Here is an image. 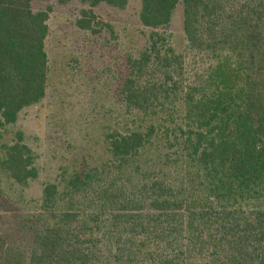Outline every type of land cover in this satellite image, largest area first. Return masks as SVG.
<instances>
[{"label": "trees", "instance_id": "obj_1", "mask_svg": "<svg viewBox=\"0 0 264 264\" xmlns=\"http://www.w3.org/2000/svg\"><path fill=\"white\" fill-rule=\"evenodd\" d=\"M32 1L0 0V131L47 95L52 10ZM180 3L188 47L215 61L189 86L171 44ZM140 20L152 33L119 93L135 127L106 134L101 165L63 167L32 201L24 132L0 146V180L25 206L0 217V264H264V0H142ZM77 26L100 23L85 10Z\"/></svg>", "mask_w": 264, "mask_h": 264}, {"label": "rangeland", "instance_id": "obj_2", "mask_svg": "<svg viewBox=\"0 0 264 264\" xmlns=\"http://www.w3.org/2000/svg\"><path fill=\"white\" fill-rule=\"evenodd\" d=\"M32 6L35 13L52 10L46 42L47 95L40 104L23 110L17 124L0 131V146L12 144L16 133L24 132L40 171L26 197L39 201L44 185L55 182L63 167L74 170L85 164L101 165L108 157L106 134L126 133L135 127L136 118L126 113L119 93L128 60L146 48L152 30L141 23L142 0H129L124 10L106 4L91 7L77 0L67 4L33 0ZM85 10L96 14L98 33L77 26ZM170 33L172 47L182 56L183 84L193 85L206 77L215 61L188 47L183 3L175 10ZM141 123L139 120L138 125ZM6 187L0 180V217L8 222L13 221L11 216L22 215L25 206L13 203Z\"/></svg>", "mask_w": 264, "mask_h": 264}]
</instances>
